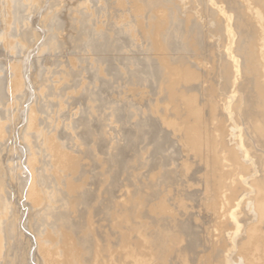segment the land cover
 <instances>
[{"label":"rangeland","instance_id":"374dc122","mask_svg":"<svg viewBox=\"0 0 264 264\" xmlns=\"http://www.w3.org/2000/svg\"><path fill=\"white\" fill-rule=\"evenodd\" d=\"M0 63V264H215L264 205V0H0Z\"/></svg>","mask_w":264,"mask_h":264},{"label":"bare ground","instance_id":"6f19581e","mask_svg":"<svg viewBox=\"0 0 264 264\" xmlns=\"http://www.w3.org/2000/svg\"><path fill=\"white\" fill-rule=\"evenodd\" d=\"M31 7V6H30ZM21 10V9H20ZM41 11V10H40ZM41 13V12H40ZM44 13V12H43ZM21 16V15H20ZM27 18V17H26ZM34 17H32L33 19ZM87 18V17H86ZM20 20V19H19ZM50 20V19H49ZM237 20V19H236ZM33 21V20H32ZM42 21V20H41ZM235 21V20H234ZM37 22V21H36ZM23 24V23H22ZM35 24V22L33 23ZM22 26V25H21ZM13 27V26H12ZM36 28V27H35ZM40 29V28H39ZM24 32V31H23ZM231 36L229 33L228 36ZM23 37V35H22ZM21 39V38H20ZM41 39V38H39ZM85 39V38H84ZM83 41V40H82ZM41 42V41H40ZM25 44V43H24ZM30 45V44H29ZM33 45V44H32ZM26 46V44H25ZM54 48V47H53ZM88 49V48H87ZM18 51V49H17ZM21 54L22 52L19 51ZM30 53V52H29ZM32 53V52H31ZM42 53V52H41ZM82 53V52H81ZM20 54V56H21ZM25 54V53H24ZM30 55L27 54L25 57L26 60H24L25 67H29L25 62L30 63ZM18 61V60H17ZM20 61V60H19ZM23 61V60H22ZM55 62V61H54ZM34 63V62H33ZM43 63V62H42ZM13 64V62H12ZM20 64V63H19ZM35 65V64H34ZM235 65V64H234ZM16 66V64H15ZM234 67L236 70V74L238 73V68L239 66L235 65ZM23 67V66H22ZM47 67V66H46ZM14 65L12 68H8L5 70V67L2 66L0 63V75L3 73V71L7 72V75L10 81V86L13 88L17 86L18 83L17 78H16V70H14ZM16 69V68H15ZM24 69V68H23ZM27 68H25L26 71ZM32 69V68H31ZM29 70V69H28ZM48 71V70H47ZM25 73V72H24ZM47 76V75H46ZM66 76V75H65ZM81 76V75H80ZM2 76H0L1 78ZM13 77V78H12ZM26 78V76H24ZM91 78V77H90ZM2 79V78H1ZM23 79V78H22ZM3 80V79H2ZM7 80V79H6ZM26 80V79H25ZM8 81V80H7ZM23 81V80H22ZM27 82V81H26ZM3 83V82H2ZM28 83V82H27ZM86 83V82H85ZM1 84V82H0ZM2 85V84H1ZM22 85V84H21ZM241 85V84H240ZM4 86V85H3ZM6 87V86H5ZM21 87V86H20ZM19 87V88H20ZM33 88V87H32ZM31 88V89H32ZM4 89V88H2ZM9 89V88H8ZM15 89V88H14ZM1 90V89H0ZM7 90V89H5ZM12 88H10V91ZM16 90V89H15ZM25 90V89H24ZM61 90V89H60ZM4 91V90H3ZM14 91V90H12ZM70 91V90H69ZM18 92V91H17ZM32 92V91H31ZM48 92V91H47ZM3 92V97H4ZM15 93V92H14ZM12 93V95L14 94ZM2 94V90H1ZM10 94V93H9ZM45 94V93H44ZM72 94V93H71ZM88 94V93H87ZM7 94H5L6 97ZM32 95V94H31ZM1 96V97H2ZM16 96V95H15ZM4 97V98H5ZM8 97V96H7ZM18 97V96H17ZM31 97V96H30ZM21 98V96H19ZM97 98V97H96ZM30 99V98H29ZM3 100V99H2ZM0 100V102L2 101ZM5 100V99H4ZM13 100V98H12ZM15 102L16 99L14 100ZM30 101V100H29ZM20 102V101H19ZM27 103V102H26ZM13 104V102H12ZM18 104V103H16ZM20 104V103H19ZM18 104V105H19ZM72 104V103H71ZM2 105H4L2 103ZM1 105V106H2ZM10 105V104H9ZM14 105V104H13ZM7 108V105H5ZM3 106V107H5ZM20 106V105H19ZM23 106V105H22ZM12 107V106H11ZM14 107H16L14 105ZM23 108V107H22ZM26 108V107H24ZM1 109V108H0ZM3 109V108H2ZM4 110V109H3ZM1 110V111H3ZM8 110V109H7ZM0 111V112H1ZM255 111V110H254ZM7 111V116H8ZM23 112V111H22ZM4 113V111H3ZM6 114V113H4ZM3 114V117L5 116ZM2 115V113H1ZM244 119L246 118L245 113H243ZM6 116V117H7ZM250 114H248V117ZM5 117V120L7 119ZM15 117V116H14ZM247 117V118H248ZM250 118V117H249ZM2 119V118H1ZM9 119V116H8ZM27 119V118H26ZM22 120V119H21ZM249 120V119H248ZM252 120V119H251ZM249 124L252 122H250ZM13 121V120H12ZM31 121V120H30ZM247 122L246 120H244ZM7 122V121H5ZM28 123V122H27ZM19 124V123H18ZM248 124V123H247ZM251 126L256 127L257 122H253V125L256 124V126ZM8 125V123H7ZM13 125V124H12ZM9 126V125H8ZM14 126V125H13ZM248 126V125H247ZM254 129V128H253ZM261 127H257V130L260 134H263V132L260 130ZM251 130V129H250ZM253 131V130H252ZM254 131H256L254 129ZM257 132V133H258ZM7 134V133H5ZM4 134V135H5ZM2 133L0 134V136ZM255 135V134H254ZM258 136V134H257ZM7 137V136H6ZM13 137V136H12ZM261 137V135H260ZM10 138V137H9ZM260 139L259 137H257ZM17 139V138H16ZM19 139V138H18ZM13 141V140H12ZM15 141V140H14ZM262 141V140H260ZM18 142V141H17ZM261 143V142H260ZM6 145V144H5ZM1 148V146H0ZM25 148V147H24ZM263 148V147H262ZM12 149V148H11ZM9 150V149H8ZM259 152V151H258ZM18 155V154H17ZM23 155V154H22ZM244 155L247 156V152H244ZM65 157V156H64ZM62 160V159H61ZM23 162V161H21ZM253 183L259 184L258 180H252L251 185L253 186ZM256 186V185H255ZM257 190V196H260L262 194L261 188L258 186L256 188ZM95 193V192H94ZM244 201L241 200L238 204H236L235 208L229 211L228 215H223L222 220L217 221L213 220L209 223L210 229L207 231V236H206V243L208 246H210L213 250V256L212 260L215 264H264V205L262 204H249V212L250 215H252V218L250 219L248 216L245 217V219H240L238 217V210L242 205H244ZM242 204V205H241ZM223 208V207H222ZM223 213L228 212V209L223 208ZM222 210V209H221ZM221 216V215H220ZM250 219V220H249ZM248 220L250 222H248ZM248 222V223H247ZM213 229V230H212ZM197 229L193 227L190 223H183V259L185 260L186 264H207L204 260H202V255H200L199 251H197L199 247V243L197 240ZM205 238V237H204ZM206 245V246H207ZM206 248V247H205ZM109 251V250H108ZM48 255V254H47ZM45 258V257H44ZM105 258V257H104ZM114 262V261H113ZM45 263V262H44ZM52 264V262H49ZM47 264V262H46ZM212 264V263H211Z\"/></svg>","mask_w":264,"mask_h":264}]
</instances>
